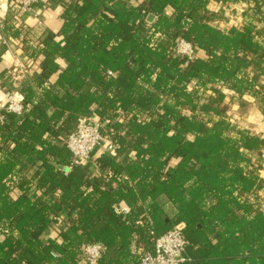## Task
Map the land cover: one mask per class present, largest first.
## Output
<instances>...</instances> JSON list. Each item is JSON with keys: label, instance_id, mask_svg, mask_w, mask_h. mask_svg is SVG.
<instances>
[{"label": "trees", "instance_id": "16d2710c", "mask_svg": "<svg viewBox=\"0 0 264 264\" xmlns=\"http://www.w3.org/2000/svg\"><path fill=\"white\" fill-rule=\"evenodd\" d=\"M49 1L64 23L24 41L42 57L19 89L26 111H1L0 264H80L89 243L104 245L100 264H139L152 232L180 224L186 264H264V138L225 107L228 91L264 115V0ZM234 4L242 25L221 29ZM180 39L194 60L175 54ZM88 115L118 145L97 172L66 143Z\"/></svg>", "mask_w": 264, "mask_h": 264}, {"label": "built area", "instance_id": "2783aa9c", "mask_svg": "<svg viewBox=\"0 0 264 264\" xmlns=\"http://www.w3.org/2000/svg\"><path fill=\"white\" fill-rule=\"evenodd\" d=\"M40 1L14 0V3L22 13H34ZM243 12V9L238 11L239 17ZM238 21L239 26H241L242 21ZM4 44L10 46L7 41H4ZM175 54L194 60L197 51L191 43L180 39L176 45ZM20 69L17 67L14 71L15 74H22L23 71ZM109 75L115 76L113 72H109ZM3 109L17 116H22L26 111V107L17 98L14 91H6V103ZM102 129L103 124L95 115L83 116L80 119L77 129L68 137L66 142L73 154L72 165L80 166L92 161L94 152L102 148L108 152L118 150V145L110 137L103 136ZM262 156L264 157V153ZM129 211L130 209L126 205H121L118 208V212L124 215L128 214ZM142 223L139 221L137 225H142ZM151 234L154 236V250L149 252L143 247L138 248V252L141 254L139 264H186L191 261L187 255L189 242L184 234V225H177L159 236H156L154 232ZM105 252L106 249L101 243L86 244L82 247L80 264H100Z\"/></svg>", "mask_w": 264, "mask_h": 264}, {"label": "crops", "instance_id": "0c3cea01", "mask_svg": "<svg viewBox=\"0 0 264 264\" xmlns=\"http://www.w3.org/2000/svg\"><path fill=\"white\" fill-rule=\"evenodd\" d=\"M212 6L215 7L216 5L212 3ZM217 8L220 7L218 6ZM246 8V4H234L225 8V14H228V10L236 9L239 11L241 9L245 10ZM62 14V5L49 0H41L37 4L34 13L20 12L14 3V0H0V74L4 72L6 73V76L9 75L11 78L10 83L7 81L6 77V80L4 78L0 79V81L9 88L0 89V118L1 111L6 103V91H14L17 98L22 101L23 97L19 93L22 83L28 78V76H32L34 73L40 71L42 57H39L36 60L30 59L24 50V41L28 42L27 45L29 44L33 47H37L47 32L51 31L53 33H59L64 23ZM16 29H19L20 34L17 32L19 35L17 38H14L11 35ZM56 39L60 42L63 41L61 36H57ZM4 41H7L10 46H5ZM59 62L62 66L67 65L64 60H59ZM17 67L21 68L20 70L23 71L22 74H15L14 71ZM54 80L55 77L52 78V81ZM258 111L262 115L259 109ZM262 137H264V135H262ZM104 152H106L105 149H99L94 152L93 159L90 163L91 171L97 172L95 161ZM263 171L264 170H261L260 175L264 179L262 175ZM52 232L51 228L47 229L43 234L42 239L47 241L52 235ZM142 247L144 249L146 248L145 245H142Z\"/></svg>", "mask_w": 264, "mask_h": 264}, {"label": "rangeland", "instance_id": "374dc122", "mask_svg": "<svg viewBox=\"0 0 264 264\" xmlns=\"http://www.w3.org/2000/svg\"><path fill=\"white\" fill-rule=\"evenodd\" d=\"M228 14L224 15V20L220 22L219 27L221 29H226L232 26H239V21H244V16H238V10H228ZM19 68V67H18ZM228 99L225 102V107L227 108V116L230 118V121L241 128L249 129L252 133L257 135H264V115L262 116L258 109V103L246 97L244 99V104L240 105V101L234 94L226 91ZM258 108V109H257ZM260 110V109H259ZM261 112V111H260ZM264 138V137H263ZM103 149V148H102ZM93 159V158H92ZM94 161V160H93ZM257 159L255 160V162ZM264 170V168H262ZM261 173V172H260ZM264 177V171L262 173ZM264 197V191L260 194Z\"/></svg>", "mask_w": 264, "mask_h": 264}, {"label": "water", "instance_id": "95a60500", "mask_svg": "<svg viewBox=\"0 0 264 264\" xmlns=\"http://www.w3.org/2000/svg\"><path fill=\"white\" fill-rule=\"evenodd\" d=\"M154 19H155V16L151 14L148 17V22L149 23H152L154 21ZM59 169L64 170V171H69L68 168H65V167H62V166H59Z\"/></svg>", "mask_w": 264, "mask_h": 264}]
</instances>
